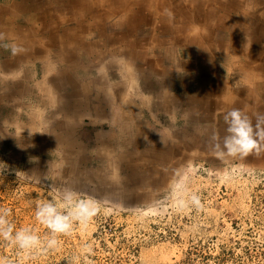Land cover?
Masks as SVG:
<instances>
[{
  "label": "rangeland",
  "instance_id": "obj_1",
  "mask_svg": "<svg viewBox=\"0 0 264 264\" xmlns=\"http://www.w3.org/2000/svg\"><path fill=\"white\" fill-rule=\"evenodd\" d=\"M25 74L34 83L32 94L7 100L8 90H0V209L10 210L16 229L42 239L47 230L35 219V207L59 203L66 188L99 201L101 212L61 237L56 250L24 251L0 238V264H69L74 257L78 264H264V153L217 159L209 136L225 134L223 119L194 114L187 121V109L181 110L179 147H119L123 121L115 122L114 139L80 146L75 132L90 121L60 116L55 99L44 94L41 66ZM253 107L242 104L245 113ZM171 121L156 108L153 122L161 135H169ZM98 128L113 130L106 123ZM178 183L200 195L202 211L177 210V200L185 198L174 188Z\"/></svg>",
  "mask_w": 264,
  "mask_h": 264
},
{
  "label": "crops",
  "instance_id": "obj_2",
  "mask_svg": "<svg viewBox=\"0 0 264 264\" xmlns=\"http://www.w3.org/2000/svg\"><path fill=\"white\" fill-rule=\"evenodd\" d=\"M32 1L0 0V33L26 49L0 47V90L7 100L32 94L25 73L41 66L60 116L90 121L75 132L80 146L114 139L123 121L119 147H179L181 110L187 121L223 119L228 105L246 103L253 120L264 113V0ZM156 108L175 120L171 141L157 131ZM105 123L113 130L98 128Z\"/></svg>",
  "mask_w": 264,
  "mask_h": 264
},
{
  "label": "clouds",
  "instance_id": "obj_3",
  "mask_svg": "<svg viewBox=\"0 0 264 264\" xmlns=\"http://www.w3.org/2000/svg\"><path fill=\"white\" fill-rule=\"evenodd\" d=\"M0 47L10 51L13 56L26 52L20 45L5 42L3 33H0ZM223 121L226 125L225 134L220 135L213 130L209 136V149L217 159H243L264 153V113H256L253 120L241 109L232 108L224 113ZM174 188L184 193L185 197L177 200L179 212L203 210L200 195L188 192L186 187L179 183ZM60 196L59 203L55 200L40 201L35 207V219L47 230L43 239L31 229H16L8 220L11 214L9 209H0V238L24 251L56 250L60 246L61 237H70L77 226L87 227L101 212L99 201L80 198L78 193L70 188L64 189ZM84 253H91L87 244L84 245ZM78 261L79 257H74L69 264H78Z\"/></svg>",
  "mask_w": 264,
  "mask_h": 264
},
{
  "label": "bare ground",
  "instance_id": "obj_4",
  "mask_svg": "<svg viewBox=\"0 0 264 264\" xmlns=\"http://www.w3.org/2000/svg\"><path fill=\"white\" fill-rule=\"evenodd\" d=\"M34 1V0H33ZM32 1V2H33ZM67 1V0H66ZM82 1V0H81ZM84 1V0H83ZM40 2V1H39ZM43 2V1H42ZM172 2V1H171ZM42 4V3H41ZM55 5V4H54ZM167 5V4H166ZM142 6V5H141ZM82 7V6H81ZM140 7V6H139ZM4 8V7H3ZM32 8V7H31ZM180 8V7H179ZM38 9V8H37ZM170 9V8H169ZM228 9V8H227ZM36 10V9H35ZM162 10V9H161ZM175 10V9H174ZM155 11V10H154ZM171 11V10H170ZM162 13V12H161ZM171 13V12H170ZM144 14V13H143ZM164 14V13H163ZM222 14V13H221ZM228 14V13H227ZM134 15V14H133ZM159 15H160V13H159ZM224 15V14H223ZM76 16V15H75ZM163 17V16H162ZM192 17V16H191ZM145 19V18H144ZM164 19V18H163ZM45 20V19H44ZM43 20V21H44ZM157 22V21H156ZM237 24V23H236ZM232 27V26H231ZM240 28V27H239ZM228 29V28H227ZM66 30V29H65ZM225 32V31H224ZM230 32V31H229ZM63 33V32H62ZM237 33V32H236ZM67 36V35H66ZM239 38H240V36H239ZM88 41V40H87ZM81 42V41H80ZM87 44V43H86ZM77 45V44H76ZM90 47V46H89ZM91 53V52H90ZM69 54V53H68ZM37 55V54H36ZM256 78V77H255ZM260 78V77H259ZM256 84V83H255ZM260 88V87H259ZM243 96V95H242ZM250 97V96H249Z\"/></svg>",
  "mask_w": 264,
  "mask_h": 264
}]
</instances>
